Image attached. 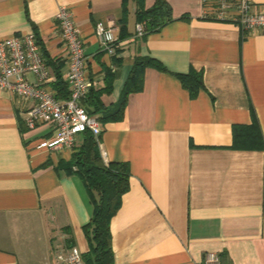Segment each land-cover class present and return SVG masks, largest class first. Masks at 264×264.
<instances>
[{
  "label": "crops",
  "instance_id": "1",
  "mask_svg": "<svg viewBox=\"0 0 264 264\" xmlns=\"http://www.w3.org/2000/svg\"><path fill=\"white\" fill-rule=\"evenodd\" d=\"M155 1L145 0L146 8ZM167 1L173 20L139 36L136 2L128 0L130 34L119 39L124 0H0V39L34 32L42 50L64 62L66 79L56 14L67 6L84 39L91 89L106 86L107 68L115 73L105 105L119 99L135 56L167 67L145 70L123 120L100 121L105 162L130 168V188L111 220L115 264H203L209 250L222 264H264V30L205 19L203 0ZM98 22L118 27L114 54L100 48ZM191 69L203 74L195 96L174 75ZM54 79L52 69L49 86ZM31 105L0 88V264H51L55 247L90 250L84 225L93 205L81 179L59 168L80 135L72 148L37 147L56 129L29 128ZM236 125L244 127L235 133Z\"/></svg>",
  "mask_w": 264,
  "mask_h": 264
},
{
  "label": "built area",
  "instance_id": "2",
  "mask_svg": "<svg viewBox=\"0 0 264 264\" xmlns=\"http://www.w3.org/2000/svg\"><path fill=\"white\" fill-rule=\"evenodd\" d=\"M205 17L237 24L243 31L264 30V7H257L249 0H203ZM56 18L61 30L62 41L68 54L66 80L70 97L60 100L49 86L52 69L47 64L37 35L34 32L0 39V88H5L31 101L25 122L29 128L38 123L52 124L56 133L43 138L39 148L62 150L72 148L78 134L90 129L99 137L100 120L88 112L85 99L94 83L89 76L88 57L85 52L81 30L67 6L59 7ZM118 27L98 22L95 35L100 48L114 54L118 42ZM136 34H145L143 23H137ZM28 74L36 76L30 80ZM105 152L102 155L105 156ZM51 264H85L83 253L73 245L55 247ZM203 264H222L217 251H206Z\"/></svg>",
  "mask_w": 264,
  "mask_h": 264
},
{
  "label": "trees",
  "instance_id": "3",
  "mask_svg": "<svg viewBox=\"0 0 264 264\" xmlns=\"http://www.w3.org/2000/svg\"><path fill=\"white\" fill-rule=\"evenodd\" d=\"M136 20L143 23L145 34L157 31L165 24L173 20L172 7L167 0H156L146 8L145 0H135ZM125 16L120 21L119 39H124L130 33L127 30L128 0H124ZM181 18H188L183 16ZM205 19H212L205 17ZM39 43L40 39L38 38ZM47 64L54 71L55 79L50 86L60 100L70 97L67 80L64 78L62 68L64 62L60 59H52L46 50H42ZM155 68L159 71H168L167 67L159 59L149 55H137L133 66L124 84L119 99L110 105H105L101 99L102 94L110 93L113 88L115 73L106 69V86L100 89H91L85 99V105L91 115H96L101 122L123 120L129 96L140 92L144 86V75L147 68ZM181 81L184 88L189 90L191 96L197 95L204 87L203 74L191 69L186 73H174ZM244 126L236 125L235 133ZM80 145L75 147L70 160L61 159L59 168L69 175H77L83 182L93 212L90 221L84 225L86 236L90 243V250L83 254L85 264H115V253L112 247L111 220L122 205L123 195L130 188V168L127 162H105L99 137H96L90 129L80 134ZM45 163L43 167L47 166Z\"/></svg>",
  "mask_w": 264,
  "mask_h": 264
}]
</instances>
